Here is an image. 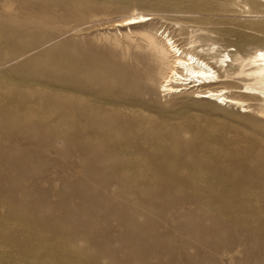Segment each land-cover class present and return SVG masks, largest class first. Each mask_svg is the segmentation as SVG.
I'll return each instance as SVG.
<instances>
[{
    "label": "rangeland",
    "instance_id": "374dc122",
    "mask_svg": "<svg viewBox=\"0 0 264 264\" xmlns=\"http://www.w3.org/2000/svg\"><path fill=\"white\" fill-rule=\"evenodd\" d=\"M168 37L241 105L147 92ZM263 44L264 0H0V264H264Z\"/></svg>",
    "mask_w": 264,
    "mask_h": 264
},
{
    "label": "bare ground",
    "instance_id": "6f19581e",
    "mask_svg": "<svg viewBox=\"0 0 264 264\" xmlns=\"http://www.w3.org/2000/svg\"><path fill=\"white\" fill-rule=\"evenodd\" d=\"M149 20H151V17L139 15V16L130 17L129 19L125 21L124 24H117V25L119 27H126V26L130 27V26H134L137 24L146 23ZM165 42L167 43V46H168V52L172 54L173 59L166 73H165V70L163 69V66H161L160 64L158 65V63L156 62L157 61L156 59L148 62L147 68L144 69V71H142V74L140 75L143 79H146L145 85L143 87L145 88L147 92L156 94V85L159 83L161 79H163L160 85V88L162 89L160 92H165L167 95L176 94L178 92L180 94V92H182L183 90L196 89L198 91L196 92V95H197L196 97L202 100H206L208 102H213L217 106H223V105L226 106L227 104L241 105L240 100L239 101L236 100L235 97L234 99H230L226 97L225 96L226 92L224 91L225 90L224 88H223L224 90L222 89L219 90V88H217L218 90L216 91L207 89L205 92H200L199 90L202 87L207 86V85H212L220 81L219 76L217 75L218 73L216 74V71H214V69L209 65V63L206 62L207 60L205 61L201 59L202 56L201 58H199L196 55L184 52L175 44L174 41H172V39H169V37L166 39ZM256 48L257 50L253 54H251L250 57L246 55L249 58L246 59L248 60L246 63L248 69L245 70V72L248 74L247 76L249 80L251 81V84L248 86L247 91H240L237 93L238 94L240 93L242 96H245V97L254 98V100L256 99V100L264 101V57L260 55V53H264V49L259 48L258 46ZM257 52H259L258 55H256ZM234 56L235 55H233V57ZM216 65L218 64L216 63ZM240 65L241 64H239V67ZM234 66L236 67L237 64ZM223 77L224 76L222 75V78ZM231 83L233 84L234 82H231ZM222 84L224 83L221 82V85ZM233 85L235 86V84ZM143 87L141 84L140 88H143ZM226 89L227 90L229 89L228 86ZM160 94L159 95L157 94V95L160 96ZM176 96H178V94H176ZM254 100L252 99L251 101H254ZM251 101L248 100V102H251ZM248 111L249 110L247 108L242 107V106L240 107V112L246 113Z\"/></svg>",
    "mask_w": 264,
    "mask_h": 264
},
{
    "label": "snow or ice",
    "instance_id": "6c2138e0",
    "mask_svg": "<svg viewBox=\"0 0 264 264\" xmlns=\"http://www.w3.org/2000/svg\"><path fill=\"white\" fill-rule=\"evenodd\" d=\"M260 55H261L262 57H264V53H260Z\"/></svg>",
    "mask_w": 264,
    "mask_h": 264
}]
</instances>
